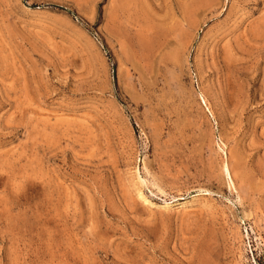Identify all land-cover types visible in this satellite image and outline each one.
I'll return each mask as SVG.
<instances>
[{
	"label": "rangeland",
	"instance_id": "obj_1",
	"mask_svg": "<svg viewBox=\"0 0 264 264\" xmlns=\"http://www.w3.org/2000/svg\"><path fill=\"white\" fill-rule=\"evenodd\" d=\"M0 264H264V0H0Z\"/></svg>",
	"mask_w": 264,
	"mask_h": 264
},
{
	"label": "bare ground",
	"instance_id": "obj_2",
	"mask_svg": "<svg viewBox=\"0 0 264 264\" xmlns=\"http://www.w3.org/2000/svg\"><path fill=\"white\" fill-rule=\"evenodd\" d=\"M190 202H184V203H180L179 206L181 207H186Z\"/></svg>",
	"mask_w": 264,
	"mask_h": 264
},
{
	"label": "trees",
	"instance_id": "obj_3",
	"mask_svg": "<svg viewBox=\"0 0 264 264\" xmlns=\"http://www.w3.org/2000/svg\"><path fill=\"white\" fill-rule=\"evenodd\" d=\"M55 8H56V7H55ZM57 9H58V10H64L63 8H59V7H57ZM65 11H67L69 14H71L70 11H68V10H65Z\"/></svg>",
	"mask_w": 264,
	"mask_h": 264
}]
</instances>
